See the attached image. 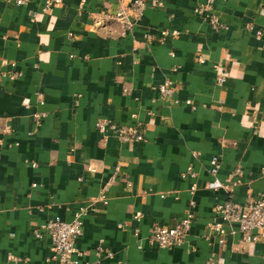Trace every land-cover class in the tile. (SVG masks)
<instances>
[{
    "label": "crops",
    "instance_id": "0c3cea01",
    "mask_svg": "<svg viewBox=\"0 0 264 264\" xmlns=\"http://www.w3.org/2000/svg\"><path fill=\"white\" fill-rule=\"evenodd\" d=\"M43 1L0 0V128H11L0 145V264L8 254L48 264L49 240L33 231L80 210L79 264H264V238L244 243L235 232L220 244L208 227L228 195L208 186L212 157L220 179L243 171L234 202L264 198V0H214L226 26L218 32L193 14L201 0H146L139 18L133 0H87L81 10L61 0L46 12ZM119 10L132 24L125 37ZM162 30L178 35L160 43ZM164 79L179 105L159 99ZM98 119L140 124L144 140L102 136ZM115 166L121 178L98 200ZM187 168L194 180L181 177ZM191 201L184 244L157 248L150 231L174 228Z\"/></svg>",
    "mask_w": 264,
    "mask_h": 264
},
{
    "label": "built area",
    "instance_id": "2783aa9c",
    "mask_svg": "<svg viewBox=\"0 0 264 264\" xmlns=\"http://www.w3.org/2000/svg\"><path fill=\"white\" fill-rule=\"evenodd\" d=\"M15 6H24L28 3V0H12ZM87 0H79L77 5L78 10L84 8ZM61 4V0H44L42 5V11L46 12L53 8L58 7ZM152 6H155V2H151ZM146 6V0H133L128 8V11L137 18L141 17ZM193 14L202 17L206 23L215 31H223L226 29L224 23L221 22L220 17L214 11V0H201L193 8ZM115 17L120 23V36L125 37L132 30V24L126 17L125 11L119 10ZM262 32H256V37L261 36ZM178 35L176 31L162 30L159 34L158 42L162 43L167 38ZM173 56L172 54L170 55ZM199 62H203L199 58ZM20 74L13 73L10 78L14 79L19 77ZM217 84L224 83L225 78L223 74L218 75ZM157 94L160 100L170 103L172 105H179L180 101L175 95V86L170 79H164L157 86ZM41 96V94H38ZM189 105V101L184 102ZM45 117L43 113H37L34 115L35 124L39 125V122ZM95 129L102 136L112 135L121 143L133 144L139 143L144 140L140 124L133 126H122L116 123L110 122L107 119H98L95 123ZM11 132V128L8 124H5L0 128V145L2 135H7ZM220 169V163L217 157L210 159V167L208 174L210 181L208 186L214 190L221 188L227 192V198L223 201H219L215 204L213 209L214 217L217 221L208 224V227L218 237V242L223 243V237L227 234L231 235L235 232L241 234V241L246 243H254L264 238V198L254 197L248 195L243 203L234 202L232 198L233 191L240 183V178L243 175V171L240 167L234 168L227 174L224 179H220L218 172ZM182 178H189L194 180L196 178L195 172L191 168H187L182 174ZM121 178L119 166H115L111 177L105 183L102 191L98 196V200L105 198L106 192L110 184ZM126 186L130 187V182L125 181ZM195 184H192L189 189V194L193 196L196 192ZM196 204L191 201L188 204V209L184 213L183 217L179 220L174 228L154 227L150 231V241L159 249L165 250L173 247H179L184 244L188 232L191 228L192 221L194 219V208ZM84 210H80L75 214L74 218L69 221H62L59 219H51L45 221L39 227L33 231V235L36 238L47 237L50 244L51 258L48 260V264H79V258L83 256V252L77 247V241L82 235V217L85 215ZM142 217L140 211H136L133 214V220L139 221ZM227 225L229 228H227ZM234 225L235 229L230 227ZM107 258H112V253H106ZM264 260V256L262 257ZM8 264H29L28 260L13 254H8L6 257ZM87 264V263H85ZM97 264H103L98 261ZM208 264H214L212 260H209Z\"/></svg>",
    "mask_w": 264,
    "mask_h": 264
}]
</instances>
